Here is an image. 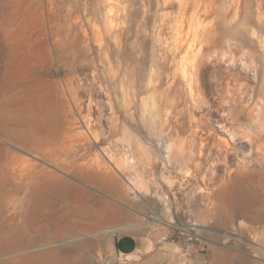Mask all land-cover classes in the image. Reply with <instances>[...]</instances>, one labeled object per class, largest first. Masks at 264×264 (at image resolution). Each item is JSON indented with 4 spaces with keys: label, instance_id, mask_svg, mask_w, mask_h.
I'll list each match as a JSON object with an SVG mask.
<instances>
[{
    "label": "rangeland",
    "instance_id": "374dc122",
    "mask_svg": "<svg viewBox=\"0 0 264 264\" xmlns=\"http://www.w3.org/2000/svg\"><path fill=\"white\" fill-rule=\"evenodd\" d=\"M19 43L69 138L34 150L0 131V260L264 264V0H0V105L20 96ZM51 175L84 193L33 207Z\"/></svg>",
    "mask_w": 264,
    "mask_h": 264
},
{
    "label": "bare ground",
    "instance_id": "6f19581e",
    "mask_svg": "<svg viewBox=\"0 0 264 264\" xmlns=\"http://www.w3.org/2000/svg\"><path fill=\"white\" fill-rule=\"evenodd\" d=\"M35 11L36 10L30 13V18L32 20L39 19ZM15 48H17L18 50H16ZM15 48L11 50V55L14 58V60L18 58L17 59L18 61L14 62L11 65V69L10 71L7 72L6 78L9 82H11V84L7 87H10L11 89H15L16 92L20 93V96L16 99H12L0 105V131L7 132L10 137L17 140L20 144L31 147L34 150L43 147V145L45 144H52L57 141H61L62 143H65L67 138L69 137H67V134L63 127L64 121H61L58 113L59 105L62 103V95L57 90V87L53 85V83L51 82L48 83L47 81L42 80L41 77L36 74V70L34 66L31 65L29 62V57L31 56V53L23 50L20 43L17 44ZM47 54L45 53V55ZM182 66L183 68L181 70V76L186 78L187 69L184 64ZM191 68L197 70L198 68H200V63L191 62ZM9 105L10 107H8ZM63 120H65V118ZM9 122H12L17 130L15 129L9 130L8 128H6L5 125L6 123ZM18 168H23V167L21 166ZM93 169L94 168L92 167L90 170L94 171ZM87 176L86 177L89 179H95L97 183L102 186L105 183L104 179L106 176L104 173L99 172L98 176L97 173L96 175L90 173ZM51 177L52 180L50 179L49 181L46 182L42 191L41 189H39L37 192L33 191L31 193L30 200L33 202L34 205L33 207L41 206L46 202H51L52 198H56L59 200L66 199L68 196H70V198H76L79 196V194L84 193L85 191V189H83V187H81L80 185L75 183H69L67 180H65L62 177L55 175H51ZM106 186L104 185L103 187ZM223 188L225 187H221L219 189V193L217 194V197L219 199L223 197V191H224ZM50 197L52 198L50 199ZM240 202H242V206H243L241 213L243 214L248 213V210L244 208V203L246 202L245 197H241ZM259 213H256L254 210V215L256 219L260 217H264V214L262 213L259 214ZM5 230L7 233H10L12 236L18 238L16 242V246L19 247L23 246L24 240L21 238L18 229L11 228L8 226ZM57 236H58L57 232L52 234V237H57ZM85 245L91 246L92 241L88 240L85 243ZM55 251H57V249L51 247L44 249L35 254H25L20 257L19 261L29 262L31 260L37 259L38 257H43V256L47 257L54 254ZM126 256L128 255H125V257ZM10 262L11 260L8 259L0 260V264H6Z\"/></svg>",
    "mask_w": 264,
    "mask_h": 264
},
{
    "label": "crops",
    "instance_id": "0c3cea01",
    "mask_svg": "<svg viewBox=\"0 0 264 264\" xmlns=\"http://www.w3.org/2000/svg\"><path fill=\"white\" fill-rule=\"evenodd\" d=\"M122 240H124V244H125L124 246L127 248L128 252L132 253V252H135V250L136 251L138 250V246L136 245V241L133 236L127 235V237Z\"/></svg>",
    "mask_w": 264,
    "mask_h": 264
},
{
    "label": "water",
    "instance_id": "95a60500",
    "mask_svg": "<svg viewBox=\"0 0 264 264\" xmlns=\"http://www.w3.org/2000/svg\"><path fill=\"white\" fill-rule=\"evenodd\" d=\"M167 243H168V244L170 243V244H173V245L177 246V244H176L175 242H173V241H165V242H164L165 250L168 249Z\"/></svg>",
    "mask_w": 264,
    "mask_h": 264
},
{
    "label": "built area",
    "instance_id": "2783aa9c",
    "mask_svg": "<svg viewBox=\"0 0 264 264\" xmlns=\"http://www.w3.org/2000/svg\"><path fill=\"white\" fill-rule=\"evenodd\" d=\"M115 264H118V263H115Z\"/></svg>",
    "mask_w": 264,
    "mask_h": 264
}]
</instances>
